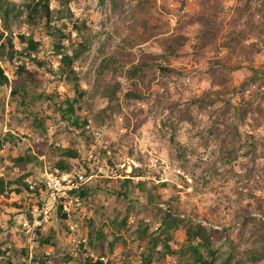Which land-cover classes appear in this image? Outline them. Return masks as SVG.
Here are the masks:
<instances>
[{"label": "rangeland", "instance_id": "374dc122", "mask_svg": "<svg viewBox=\"0 0 264 264\" xmlns=\"http://www.w3.org/2000/svg\"><path fill=\"white\" fill-rule=\"evenodd\" d=\"M147 1L150 4L146 0H114V2L112 0H69L68 2L51 0L50 2L54 16L56 11L63 10V8L71 13L69 19L61 20L66 25L62 28L65 34V44L67 41L78 43L80 39V41L84 40L85 36L90 38L95 31L99 33L102 31L90 40V50H84L73 66L78 77L76 82L78 92L82 90L85 92L74 106L75 111L80 118H88L90 127H92L91 130L85 128L86 133L81 134L79 129H75L70 123L62 120L57 112L46 108L45 102H36L29 107V111L50 117L45 121L44 137H39L31 130L32 116L28 114V111L18 112L15 104L9 102V89H0V134L9 131L19 141L17 148H9L10 145H6V149L0 153L4 157H11L18 155L27 147L32 152L36 150L45 152L48 146L75 148L79 150L80 158L69 160L71 173L68 177L72 179L76 175H82L85 183L87 182L93 189L88 199L71 205L70 219L61 218L64 212L58 211V205H52L41 192L39 197L29 200L32 219L28 220L21 214H17L18 221L12 225L10 214L14 210L7 205L16 202L20 197L19 195L0 196L2 206L0 207V227L3 229L0 232V263L7 262L3 251L9 246V264H82L85 257L103 255L115 264H137L142 258V253L148 252L150 234L156 231V224L151 221L152 205L147 203L146 197L137 189H134L135 194L131 195L130 200H124L107 194L101 183L98 184L95 181L99 178L115 177V175L127 177L132 167L144 169L146 178L168 181L170 185L158 187V193L164 198L169 194L178 195L180 203L177 204V208L179 211L187 213L192 211L196 216L195 219L204 218L212 223L215 222L214 227H218L220 216L226 215L225 218L228 219V214H232L237 207L233 201V188L241 185L245 189L255 187L254 177H250L247 182L243 179L244 181L237 183L232 174L222 177V167L215 159V144L209 141L207 147L202 146L200 140L194 135L196 128L183 121L171 135V131L162 124V120L169 111L167 105L177 102L180 105L179 108H182L190 99L210 87L209 80H206L205 76L210 71L211 54L200 61H195L190 56L172 59L168 66L178 72H173L168 76L159 71L153 73L154 75L149 74L153 77L152 79L149 76L146 77L149 81L148 86L141 84L138 79L126 78L125 70L131 63H136L142 53L158 52L154 39L138 42L132 47H125L119 42L116 30L121 36L131 33V24L135 19L131 15H133V8L137 10L139 7L137 3L142 5V10L138 13L139 17L146 16L148 26L151 28L144 31H141V27L134 28L136 32L147 35L148 32L155 30L160 35H168L177 32L184 33V31L192 34L193 31V27H184L181 22L185 17L184 13H191L194 10L196 0H184V8L180 7V0ZM151 4L153 8H150ZM225 5L228 7L232 5V2L227 1ZM73 23L80 26L81 33L74 30ZM13 31L15 36L18 33L29 32V28L22 26L14 28ZM103 31L111 35L110 41L109 39L104 40L106 35ZM42 32V30L39 32L38 37L43 34ZM42 43L40 55L50 59L48 68L56 71L58 61L51 54L50 38L44 35ZM116 50L119 52L115 53ZM109 56L112 57L109 61L111 64L104 71L99 64L103 58ZM260 61V58L255 61L254 68H260ZM27 65L30 71L35 72L33 79L39 87L37 93H53L58 103L67 96L77 95L71 82L63 78L54 80L49 70H40L30 63ZM0 66L10 78L14 69L13 64L0 60ZM229 76V88L233 86L238 88L241 83L253 77L254 73L249 67L243 66L239 70L231 71ZM97 82L120 84L117 93L119 111L113 114L112 119L99 120L98 112L107 103L102 98L95 97ZM133 83L138 85L143 96L142 100L137 103L125 98V95L133 89ZM259 83L260 87L257 88ZM251 95L254 98V105L261 103L264 107V79H258L256 83L250 84L245 96L251 97ZM228 101L236 105L239 102V96L230 90L212 105L203 108L198 105L192 106L190 113L195 122L199 121V126L202 128L209 127L217 116H220L218 119L220 122L236 124V119L231 115L233 109L222 116ZM256 114L257 112L255 116ZM97 118L98 121H96ZM240 129L247 130L244 126H240ZM248 129L252 130L261 142H264V119L260 118L258 126H248ZM90 134L93 137H90ZM171 136L174 143L170 141ZM175 143H181L186 148L185 158L182 159V156L178 155ZM192 149L195 151L192 152ZM39 159L44 163L43 170H39L38 167L34 175L28 179L34 183H39L45 173L57 170L49 169L50 160H47V156H40ZM83 161L91 171L88 177L84 176ZM263 164V160H257L256 168L262 167ZM213 169L218 175L208 177V181L203 184L202 176ZM4 170V164L0 163V175L4 174ZM253 192L257 198L261 195L260 190H253ZM253 202V199H244L241 205L244 210H252L254 215L259 216L254 212L255 208L250 206ZM38 203H41L42 207ZM263 207L264 203H256V208L263 209ZM126 214L128 217L126 226L115 228L111 221L116 215L119 220ZM144 220L151 221L152 225L147 230L146 237L138 239L137 227ZM90 232H92V246H80L83 239L88 241ZM40 239L47 242L41 243ZM183 239V231L180 230L173 235V239L168 244L176 249ZM23 248H26L24 255L21 252ZM160 250L161 245H157L155 251ZM23 257L26 259L24 263L20 260ZM152 258V264H161L157 260V253H154ZM163 264H175L174 259L165 257ZM259 264H264V262Z\"/></svg>", "mask_w": 264, "mask_h": 264}, {"label": "trees", "instance_id": "16d2710c", "mask_svg": "<svg viewBox=\"0 0 264 264\" xmlns=\"http://www.w3.org/2000/svg\"><path fill=\"white\" fill-rule=\"evenodd\" d=\"M112 1L114 2V0ZM227 1H231L232 5L226 7ZM50 2L51 0H0V60L7 64H13L14 68L11 77L8 78L0 66V89H9V102L15 104L18 112L28 111V114L32 116L31 130L41 138L46 133L45 121L50 117L29 111V107H32L36 102H45L46 108L57 112L62 120L70 123L75 129H79L81 134L87 132L85 126L88 124V118H80L74 107L85 92L83 90L78 92L76 85L78 77L73 66L84 50H90V40L102 33V31L100 33L95 31L90 35V38L85 36L84 40L80 41V39L78 43L67 41L65 44V34L62 28L66 25L61 20L69 19L71 13L63 8V10L56 11L61 15L55 12V17L50 8ZM146 2L149 3L147 0ZM180 2V7L184 8V0H180ZM137 5L139 6L137 10L135 8L132 10L131 17L135 19L131 24V33L121 36L116 30L119 42L125 47H132L138 42L154 39L158 46V52L142 53L137 62L131 63L125 70L126 78L129 80L138 79L141 84L148 86L149 81L146 77L149 76L152 79L153 73L157 71L167 76L178 72L168 66L172 59L190 56L195 61H200L208 58L211 54L210 71L205 76L206 80H209L210 87L190 99L182 108H179L180 105L177 102L167 105L169 111L165 119L162 120V124L171 131V135L183 121L196 128L194 135L200 140L202 146L207 147L209 141L215 144V159L223 170L221 176L232 174L236 183L244 181L243 179L247 182L250 177H254L255 187L245 189L241 185L233 188V201L237 207L232 214H228V219L225 218L226 215L220 216L218 227H214L215 222L212 223L204 218L195 219L196 216L192 211L190 213L179 211L177 208V204L180 203L178 195L169 194L164 198L157 191L158 187H168L170 183L146 178L144 169L132 167L127 177L115 175V177L99 178L95 181L98 184L101 183L107 194L124 200H130L131 195L135 194L134 189H137L146 197L147 203L152 205L151 221L156 224V231L150 234L148 252L142 253V258L138 260L137 264H152L154 253H157V260L161 264L165 257L174 259L175 264H259L264 262V207L263 209L256 208V203H264V164L262 167L256 168L257 160L264 161V142H261L257 135L248 129V126H258L260 118L264 119V107L261 106V103L254 105L252 95L251 97L245 96L250 84L256 83L258 79H264V0H196L194 10L191 13H184L185 17L181 22L184 27H193L192 34L184 31V33L177 32L168 35H160L155 30L148 32L147 35L136 32L134 28L141 27V31L151 28L148 26L149 22L146 16L139 17L138 13L142 10V5L140 3ZM150 8H153V4L150 5ZM22 26L29 28V32L18 33L14 36V28ZM73 26L77 33L82 32L79 25L73 23ZM41 30L43 34L38 37ZM103 33L106 35L104 40L109 39L110 41L111 35L106 31ZM44 35L50 38L51 54L57 58L56 71L48 68L51 60L40 55ZM118 52L116 50L115 53ZM258 58L261 60L260 68L256 69L254 63ZM111 59V56L103 58L99 67L106 71L111 64L109 62ZM29 63L40 70H49L54 80L63 78L67 82H71L77 95L67 96L58 103L53 93H37L39 87L33 79L35 72L28 69L27 64ZM243 66L249 67L254 76L245 83H241L238 88L235 86L229 88V73L239 70ZM119 86L120 84L117 82L113 84L97 82L95 85V97L102 98L107 103L98 112L100 121L112 119L113 114L119 111L117 103ZM259 87L260 83L257 84V88ZM132 88L125 98L137 103L142 100L143 96L136 83H133ZM230 90L239 96V102L236 105H232L229 101L226 102L228 109L226 108L222 116L233 109L231 115L237 123L220 122L218 121L220 116H217L209 127H200L199 121H194L190 108L194 105L201 108L212 105ZM255 112H257V116H255ZM126 122H128L127 119ZM240 126L246 127L247 130H241ZM90 137L93 136L90 134ZM170 141L174 143L172 136ZM18 144V139L9 131L0 134V151L2 153L6 149V145H10L9 148H17ZM175 146L178 155L182 156V159L185 158L186 148L181 143H175ZM191 151L193 152L195 149ZM40 156H47V160H50V170L57 169L65 174L71 173L69 160H79L80 158L79 150L72 147L48 146L45 152L38 150L32 152L27 147L18 155L11 157H4L0 153V163H3L5 168L4 174L0 175V196L19 195L20 197L16 202L7 205L14 210L10 214L11 225L17 223V214H21L28 220L32 219L29 200L39 197L43 191L44 177H41L39 183L28 179L34 175L38 167L39 170H43L44 163L39 159ZM82 167L84 176L91 175L85 161L82 162ZM213 175H218L214 169L209 173L206 172L202 176V183H206L208 177L211 178ZM92 190V187L86 182L78 189L72 190L71 194L76 200L75 202L78 203L80 200L88 199ZM253 190L261 191L259 198L255 197ZM244 199L254 200L250 206L255 208L254 212L258 213L260 217L254 215L252 210L243 209L241 202ZM38 204L41 206V203ZM162 204L163 206H161ZM0 207H2L1 204ZM58 207V211H61V207L59 205ZM127 210H130L129 206ZM60 217L66 218V214L62 213ZM127 219V214L119 220L116 215L114 222L111 221V223L119 229V227L126 226ZM151 221L144 220L139 223L137 227L138 239L146 237L147 230L152 225ZM88 222L90 223V221ZM180 230L183 231V242L178 248L173 249L168 242ZM2 231L3 229L0 227V232ZM39 241L47 242L41 239ZM86 245L92 246V232L89 233L88 241L80 242V246L85 247ZM157 245H161L160 251H155ZM21 252L23 255L26 254V248H23ZM7 263H9L8 259ZM82 264L115 263L103 255L85 257Z\"/></svg>", "mask_w": 264, "mask_h": 264}, {"label": "built area", "instance_id": "2783aa9c", "mask_svg": "<svg viewBox=\"0 0 264 264\" xmlns=\"http://www.w3.org/2000/svg\"><path fill=\"white\" fill-rule=\"evenodd\" d=\"M125 85V83H123ZM87 130H91L92 127H90V121L88 120V124L85 126ZM96 135V133H94ZM58 146V143L56 144ZM65 173H59V171L54 170L45 173L44 176V189L43 194L46 197L48 201H50L53 204L59 205L61 207V210L66 214L67 219H70L71 217V205L77 203L76 200L73 199V196L71 194V191L74 189H78L81 185L85 183V180L83 179L82 175H76V177H73L70 179L68 177L69 175ZM85 240L83 239L82 242ZM10 247H6L3 252L5 258V261L10 256ZM2 258V257H1ZM21 262H26V259L23 257L20 259ZM9 264V263H4Z\"/></svg>", "mask_w": 264, "mask_h": 264}]
</instances>
